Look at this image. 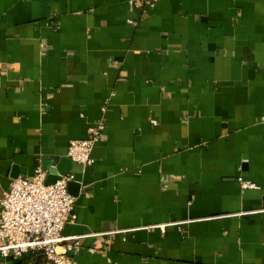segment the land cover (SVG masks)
I'll list each match as a JSON object with an SVG mask.
<instances>
[{
    "label": "crops",
    "instance_id": "obj_1",
    "mask_svg": "<svg viewBox=\"0 0 264 264\" xmlns=\"http://www.w3.org/2000/svg\"><path fill=\"white\" fill-rule=\"evenodd\" d=\"M147 1L0 0V198L104 122L73 264H264V0Z\"/></svg>",
    "mask_w": 264,
    "mask_h": 264
},
{
    "label": "built area",
    "instance_id": "obj_2",
    "mask_svg": "<svg viewBox=\"0 0 264 264\" xmlns=\"http://www.w3.org/2000/svg\"><path fill=\"white\" fill-rule=\"evenodd\" d=\"M157 1L148 0L142 5L153 8ZM104 129L105 124L101 122L89 129L86 139L73 140L68 158L83 168L92 166L93 152ZM47 175L40 166L33 178L13 181L10 189L1 196L0 255L3 258L21 260L42 253L51 264H73L69 254L80 250L82 238H67L63 232L76 203L69 191V185L77 182L76 175L70 174L54 185L46 186ZM239 182L245 190L256 188L251 182L242 179Z\"/></svg>",
    "mask_w": 264,
    "mask_h": 264
},
{
    "label": "water",
    "instance_id": "obj_3",
    "mask_svg": "<svg viewBox=\"0 0 264 264\" xmlns=\"http://www.w3.org/2000/svg\"><path fill=\"white\" fill-rule=\"evenodd\" d=\"M83 170V167L78 164H74L69 158H62L56 165L45 169L48 175L45 181L46 186L54 185L56 182L62 179V177L68 176L73 173H79ZM14 179H17L18 168L13 170ZM25 177V176H24ZM79 184L72 183L69 185L70 193L76 197L79 193Z\"/></svg>",
    "mask_w": 264,
    "mask_h": 264
},
{
    "label": "trees",
    "instance_id": "obj_4",
    "mask_svg": "<svg viewBox=\"0 0 264 264\" xmlns=\"http://www.w3.org/2000/svg\"><path fill=\"white\" fill-rule=\"evenodd\" d=\"M45 256L42 253L32 254L19 260L15 264H46Z\"/></svg>",
    "mask_w": 264,
    "mask_h": 264
},
{
    "label": "rangeland",
    "instance_id": "obj_5",
    "mask_svg": "<svg viewBox=\"0 0 264 264\" xmlns=\"http://www.w3.org/2000/svg\"><path fill=\"white\" fill-rule=\"evenodd\" d=\"M45 261H46V264H51L47 259H45Z\"/></svg>",
    "mask_w": 264,
    "mask_h": 264
}]
</instances>
